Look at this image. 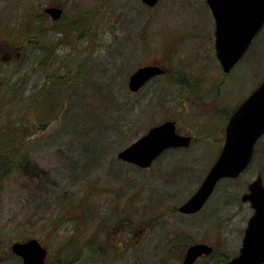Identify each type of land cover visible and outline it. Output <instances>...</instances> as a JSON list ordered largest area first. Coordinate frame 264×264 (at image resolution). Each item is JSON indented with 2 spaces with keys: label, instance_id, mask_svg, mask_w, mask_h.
<instances>
[{
  "label": "rangeland",
  "instance_id": "1",
  "mask_svg": "<svg viewBox=\"0 0 264 264\" xmlns=\"http://www.w3.org/2000/svg\"><path fill=\"white\" fill-rule=\"evenodd\" d=\"M49 5L63 9L53 24L37 18V12ZM210 29L205 0H160L154 6L141 0H0V149L18 146L11 145L13 123L29 121L31 130L36 120L44 119L47 125L17 147L45 170L41 180L21 171L0 178V260L9 257V245L16 239L36 237L47 249L46 264H182L185 249L195 242H206L215 250L194 264H228L238 253L253 211L240 195L258 174L264 183L263 143L257 144L244 172L217 184L205 212L187 216L174 208L193 193L216 159L221 139L213 134L221 133L226 114L264 77V32L227 78L229 73L223 75L219 64L205 54L211 45ZM35 31L39 35L34 37ZM30 37L36 41L26 47ZM37 44L46 46V53ZM39 58L42 63L36 61ZM82 61L90 73L85 79L84 69H78ZM148 63L169 66L171 74L131 93L129 74ZM203 68L206 79L195 101L199 107L219 106L210 125L206 117L181 116L186 107L194 108L187 96L195 93H189L190 85L179 82L178 76L185 71L187 79H199ZM3 82L23 92L7 100L10 86ZM105 89L112 98L104 96ZM49 94L64 107L91 104L92 120L88 115L83 120L89 128L85 140L74 138L70 148V143H60L65 141L63 131L82 120L78 114L57 129V120L47 121L51 108H41V96L49 101ZM34 98L37 110L31 106ZM166 118L178 119L182 132L192 130L190 146L168 150L147 169L117 158L133 135ZM95 143H103L96 166L77 181L79 169L72 168ZM84 191L96 194L86 197ZM107 215L116 218L105 221ZM101 221L103 228L98 229ZM96 243L103 245L102 252L94 250ZM5 264L22 261L13 258Z\"/></svg>",
  "mask_w": 264,
  "mask_h": 264
},
{
  "label": "water",
  "instance_id": "2",
  "mask_svg": "<svg viewBox=\"0 0 264 264\" xmlns=\"http://www.w3.org/2000/svg\"><path fill=\"white\" fill-rule=\"evenodd\" d=\"M153 6L158 0H141ZM217 20L218 32H242L238 36L240 43L229 45L219 37L216 48L217 57L228 70L238 60L254 32L264 22V0H207ZM53 19L58 18L62 8L49 5L45 8ZM234 36H236L234 34ZM159 65H143L136 68L128 77L127 86L137 91L149 78L164 72ZM264 132V79L240 103L230 115L225 127V138L218 157L205 175L201 185L181 206L182 212L198 210L211 193L216 182L223 177H236L248 165L253 147ZM190 137L176 132L171 120L151 126L145 133L120 149L116 156L140 167L149 166L166 148L187 146ZM249 192L242 198L249 200L254 212L249 218L242 238L239 252L230 259L229 264L264 263V185L258 175L248 186ZM11 250L21 257L23 264H45L46 248L37 238L14 241ZM211 248L205 244L190 245L182 264H193L202 253Z\"/></svg>",
  "mask_w": 264,
  "mask_h": 264
},
{
  "label": "flooded vegetation",
  "instance_id": "3",
  "mask_svg": "<svg viewBox=\"0 0 264 264\" xmlns=\"http://www.w3.org/2000/svg\"><path fill=\"white\" fill-rule=\"evenodd\" d=\"M205 2H206V4H207V6H208V8H209V10H210V13H211V29H210V41H211V45H209V50H207V51H205V49H206V46L204 45V51H205V54H206V56H210L212 59H214V61L217 63L216 65H218L219 64V67H220V69H221V72L223 73V75L224 74H228L227 75V78L229 77V75L233 72V68L236 66V65H238L239 63H241V61L243 60V59H245L246 58V56L247 55H245V54H247L246 52L249 50V48L252 46V45H254V44H258V42L259 41H261L262 39H263V36H262V33L264 32V24L261 26V27H259L255 32H254V34L252 35V37H251V39L249 40V42H248V44H247V46L245 47V49H244V51L242 52V54L240 55V57L238 58V60L233 64V66L231 67V68H229L228 70H224V68L222 67V65H221V63H220V61H219V59H218V57H217V48H216V43H217V41H218V39H219V37L221 38V40H225V42L227 43V44H229V45H233V44H238V43H240V41H238V36L239 35H241L242 34V32H240V31H237L236 33H233L232 31H231V33H229V32H227V31H223V30H221V34L219 35V32H218V25H217V20H216V17L214 16V14H213V11H212V9L209 7V5H208V3H207V0H205ZM234 34L236 35V36H234ZM257 40H258V42H257ZM211 46H212V49H213V53H212V51H211ZM202 51H203V48H202ZM244 61V60H243ZM148 64H153V65H159V64H154V63H148ZM144 65H147V64H144ZM200 65L202 66V61H201V63H200ZM159 66H161V67H163L165 70H164V72H162V73H160V74H156V75H154V76H152L151 78H149L136 92H138V91H140L146 84H148L149 82H151L154 78H156V77H159V76H167L168 74L170 75L171 74V69H170V67L169 66H167V67H164V66H162V65H159ZM203 67V66H202ZM218 66H217V68H219ZM205 70L206 69H204L203 68V70H201V77L199 78V79H197V78H195L193 75L192 76H190V78L189 79H187V75H186V72L184 71V73H180L179 74V76H178V78H179V82H181V83H183V84H189L190 85V87H187L189 90H188V92L189 93H195V94H197V95H188L187 96V99H189V100H191L193 103H194V108H192L191 106L188 108V107H186L181 113V116H186V115H188V114H190V113H192L193 114V116L195 117V118H197V117H206L207 119H208V124L210 125L211 124V122H212V124H214V122H215V117H216V114H215V112H219L218 111V108L217 107H219L218 105H215V106H213V107H211V106H207V108H204V107H202V106H198V102H196L195 101V99H198V97H200V94H201V90H199V88H201V86H200V82L203 80V79H206L204 76H205V74H207V73H205ZM193 78V79H192ZM264 78V77H263ZM262 80V79H261ZM260 80V81H261ZM260 81H259V83H260ZM227 82V81H226ZM258 83V84H259ZM257 86V85H256ZM255 86V87H256ZM254 87V88H255ZM253 88V89H254ZM252 89V90H253ZM251 90V91H252ZM251 91H249L248 93H247V95L236 105V107L234 108V109H230V112L229 113H227L226 114V116H225V118H224V121L222 122V126H221V133H217V134H213V136H216V137H218L219 139H221V143H220V146H219V148L214 152L215 154H214V156L217 158L218 157V155H219V153H220V150H221V147H222V145H223V142H224V138H225V127H226V124H227V122H228V120H229V117H230V115L232 114V112L237 108V106L250 94V92ZM221 95V94H220ZM223 95V94H222ZM182 105H183V103H181ZM178 110H180V109H178ZM202 110H203V112H202ZM167 120H171V121H173L174 123H175V129H176V132H178L179 134H182V135H186V136H189L190 137V140H189V144L187 145V146H178V147H174V148H168V149H166V150H164V151H162L153 161H152V163L149 165V166H147V168H152V166L154 165V163L155 162H157V160L165 153V152H167L168 150H170V149H178V148H186V147H188V146H190L191 145V143L194 141V133L192 132V130H185L184 132H182L179 128V120L178 119H173V118H166V119H163L161 122H159V123H162V122H164V121H167ZM159 123H157V124H159ZM211 134H208L207 136H210ZM259 142H262L263 143V145H264V133L257 139V141H256V143H255V145H254V148H253V155H252V157H251V160L253 159V156L255 155V151H257V149H258V147L259 146H257V144L259 143ZM215 160L216 159H214V161H213V163L215 162ZM251 160H250V162H249V164L251 163ZM212 163V164H213ZM212 164H211V166H212ZM249 164L247 165V167L242 171V172H244L247 168H248V166H249ZM211 166L209 167V169L211 168ZM146 168V169H147ZM209 169H208V171H209ZM207 171V172H208ZM207 172H206V174H207ZM241 172V173H242ZM240 173V174H241ZM205 174V175H206ZM239 174V175H240ZM205 175H204V177H205ZM239 175H237L236 177H223V178H221V179H219L217 182H216V184H215V186L213 187V189H212V191H211V193L209 194V196L206 198V200L204 201V203L202 204V206L198 209V210H196V211H193V212H182V211H180L179 210V207L181 206V204H183L185 201H187L193 194H194V192L199 188V186L201 185V183H202V181H203V179H204V177L202 178V180H201V182H200V184L198 185V187L193 191V193L186 199V200H184L183 202H181L176 208H174V211L175 212H179V213H181V214H184V215H187V216H193V215H199V214H202V212H205V210L207 209V207H208V205H209V203H210V199L212 198V195H213V193H214V191H215V188H216V186H217V184L219 183V182H221V181H223L224 179H234V178H237ZM258 175H260V174H258ZM257 175V176H258ZM257 176L255 177V179L257 178ZM261 176V175H260ZM262 178V177H261ZM254 179V180H255ZM252 181H253V179L249 182V183H247V185H246V190L240 195V200L241 201H243V202H248V204L250 205V207L252 208V206H251V203H250V201L249 200H247V199H243L242 198V196H243V194H245V193H247V192H249V188H248V186L252 183ZM261 183L264 185V183H263V181L261 180ZM226 201V199L223 201V203ZM217 205H218V203H216L215 202V205H214V212H215V214L217 213ZM252 210L254 211V209L252 208ZM253 211H252V213H251V215L253 214ZM174 213V212H173ZM251 215L250 216H248V218H247V220H246V224H245V226H244V228H243V235H244V232H245V228H246V226H247V224H248V221H249V218L251 217ZM243 235H242V238H243ZM195 243H201V244H205V245H207V246H209L211 249L209 250V252H207V253H211L212 251H214L215 250V248H214V246H210V244H208V243H206V242H195ZM241 243H242V239H241V242H240V246H241ZM186 250L187 249H185V252H184V254H183V258H184V256H185V253H186ZM238 251H239V248H238ZM207 253H202L200 256H198L197 258H199V257H202V256H204L205 254H207ZM183 258H182V262H183ZM196 258V259H197ZM230 261V260H229ZM229 261H228V264H229Z\"/></svg>",
  "mask_w": 264,
  "mask_h": 264
},
{
  "label": "trees",
  "instance_id": "4",
  "mask_svg": "<svg viewBox=\"0 0 264 264\" xmlns=\"http://www.w3.org/2000/svg\"><path fill=\"white\" fill-rule=\"evenodd\" d=\"M37 18L39 17V15H40V20H43V21H47V22H50V24H53L54 23V21H57V20H59L60 18H61V16L58 18V19H56V20H53V19H51V18H49V16L44 12V11H42V10H40V11H38L37 12ZM84 17L87 19V18H89V15L88 14H84ZM49 19H50V21H49ZM39 20V21H40ZM33 37V36H32ZM32 37H30L31 39L29 40V41H31V43H28L27 45H26V47H28V46H30L31 44H32V42H34V40H33V38ZM26 51H27V49H26ZM9 53V52H8ZM10 54V53H9ZM19 53H16V55H18ZM32 54H34V52L32 53ZM44 59V58H43ZM39 60H40V58L39 59H36V61L37 62H39ZM85 67V63L82 61V62H79L78 63V69L81 71V70H83V72L85 73V77H84V79L86 78V76L88 75V74H90L89 73V70H88V68H84ZM93 67V66H92ZM91 68V67H90ZM71 79H73L72 77H71ZM70 79V80H71ZM2 85H4L5 87H7V86H10L7 90L9 91V95L7 96L8 98H7V100H9L10 98H13L14 96H16L17 94H19L20 93V91H19V88L20 87H13L12 85H8L7 83H4L3 82V84ZM21 89V88H20ZM14 90H16V94H15V92H14ZM107 92H105V93H103L104 94V96H106L107 98H112V93H111V91H109V90H107V89H105ZM52 91H53V88H52ZM52 91H50L49 90V92H52ZM54 97H55V95L54 94H52V96H51V94H49L48 95V98H50L49 99V101H47L48 99H47V96H41V100H42V98H43V101H42V110H45V109H48L49 107L51 108V111L54 109V111L53 112H51L50 111V114H51V116H50V118H52V117H56V116H59L58 114H62V113H64L65 111L67 112V111H69L68 109H69V107H70V103H68V105L66 104V106L64 107L63 106V104L62 103H57L58 101H56V102H54L55 100H54ZM38 100V99H37ZM37 100L34 98L32 101V104H31V106H32V109L33 110H37L39 107H37L38 106V102H37ZM36 101V102H35ZM59 104V105H58ZM31 106L29 105L28 107L29 108H31ZM114 106H117V104L115 103L114 104ZM40 108V109H41ZM49 112V111H48ZM89 112H91V110L89 109ZM96 117V116H95ZM49 118V119H50ZM47 121H48V119H47ZM36 123V125H34V130H31L30 128H29V126L28 125H30V122L29 121H26V120H24V122H21V123H17V125H15L14 123H13V132H12V135H11V145H15V146H17V145H19V144H21V143H23V141H24V138H25V136H27V135H29L30 133H32V132H34V131H36L37 129L39 130V129H41L42 128V126L45 124L44 122H46V120L44 121V119L43 120H38V122H37V120L35 121ZM0 132H1V129H0ZM136 137V134L135 135H133V137ZM137 136H138V134H137ZM103 143H100V145H102ZM18 148L17 147H14V146H10V145H7L5 148H3V149H0V178L3 176V177H5V176H7V175H9L11 172H14V171H23L24 169H25V167H26V164H28L26 161V159H27V156L26 155H22V154H20L19 153V151L17 150ZM93 153H92V155H94L96 152H97V148H94L93 150ZM76 174H78L79 173V171H77L76 170V172H75ZM8 177V176H7ZM71 178H73V176L71 177ZM76 180H77V177L75 178ZM84 193H85V195H87L88 194V191H84ZM91 193L92 194H96V192H90L86 197H91ZM96 204V203H95ZM94 203H93V205H95ZM83 206H85V204L83 203ZM103 228V225H102V221H101V226L99 225V227H98V229H102ZM96 236L98 237L99 236V234L97 233L96 234ZM36 238V237H35ZM23 240H26V238H23V239H21V238H19V239H16L15 241H23ZM99 247V248H98ZM94 250L96 251V252H102V250H104V248H103V245L102 244H100V243H97V247H94ZM7 255L9 256L8 258H6V257H2L1 259L2 260H0V264H5L6 263V261H8V260H10V261H13V258H20V256L19 255H17V254H15L12 250H11V248H10V245H9V251L7 252ZM21 259V258H20ZM5 262V263H4Z\"/></svg>",
  "mask_w": 264,
  "mask_h": 264
},
{
  "label": "bare ground",
  "instance_id": "5",
  "mask_svg": "<svg viewBox=\"0 0 264 264\" xmlns=\"http://www.w3.org/2000/svg\"><path fill=\"white\" fill-rule=\"evenodd\" d=\"M47 6H45L44 8H43V11L46 13V11H45V8H46ZM39 34H38V31H35V33H34V37L35 36H38ZM34 41H36V40H34ZM35 45V44H34ZM40 52H44L47 48H45L46 46H39L38 44L35 46ZM35 52H37V51H34V53ZM44 53H46V52H44ZM44 55V54H43ZM44 57V56H43ZM48 57V56H47ZM48 59H49V57H48ZM40 60H41V58H40ZM39 60V62L38 63H42L43 61H40ZM57 78V74H52V79H56ZM19 91H20V93L21 92H23L22 91V88L20 89L19 88ZM14 92H15V94H16V90H14ZM77 92V91H76ZM82 94V93H81ZM84 95V94H83ZM83 95H80V96H82V100H83ZM86 96V95H85ZM84 104H79V105H77V106H70L69 107V111H65L64 113H62L61 115L60 114H58L59 116H54V117H52V118H50V119H48V120H57L58 121V127H57V129H59L64 123H65V121L67 120V119H69L70 117H73V118H75L76 119V115H78L79 114V116H80V118H81V122H80V124H79V126H77V124H75V126L74 127H71V128H67V129H65L64 131H63V133H62V137H63V141L64 142H60V143H64V144H69L70 143V145H68V147L67 148H70L71 147V145H72V142L73 143H75V141H77V140H85V137H86V135H87V132H89V128L88 127H86L85 125L86 124H84L85 122L83 121V120H85L86 118H88V116H89V118L92 120V117L89 115V111H88V108L91 106V104H89V103H86V102H83ZM64 115V116H63ZM88 115V116H87ZM90 121V120H89ZM46 124H44L43 126H42V128L41 129H44L46 126H45ZM84 129H87V130H85L84 132H83V130ZM40 130V129H39ZM54 131V130H53ZM53 131L51 132V134H49V136L48 137H50V135H52V133H53ZM35 132V131H34ZM31 134H33V132L32 133H30L29 135H27V136H25V138H24V141H23V143H21V144H19V145H22V146H24L27 142H28V137L31 135ZM68 135H70V140H71V142H68V141H70L66 136H68ZM80 139H79V138ZM74 138H77V140H74ZM52 141H54V140H52ZM56 141V140H55ZM54 141V142H55ZM18 145V146H19ZM36 145V143H34V146ZM17 146V147H18ZM73 146V145H72ZM100 146V144H97V143H95L93 146H91L90 147V149L89 150H87V151H85V154L83 155L84 156V158H83V160L80 162V164H78L77 166H74L72 169H79V173L78 174H76L75 173V178L77 177V181L78 180H80L82 177H83V175H86L87 173H90L91 171H92V169H94V167L96 166L95 164V160L94 159H96L98 156H97V153H98V147ZM94 148H97V152L94 154V155H92V153H93V149ZM75 150H76V146H74V148H73V151L71 152V155H70V157L72 156V154H74V152H75ZM27 152H28V150H27ZM29 153V152H28ZM23 155V154H22ZM24 155H26L27 156V163L28 164H26V167H25V169L22 171V172H25V173H28V174H30L31 176H34L33 178H35L36 180L37 179H39V180H41V175L42 174H44V173H46L45 172V170L43 169H41L35 162H33L30 158H29V155L28 154H24ZM95 163V164H94ZM68 165H70V164H68ZM69 168V167H68ZM73 176V175H72ZM108 216V218H105V221H107V220H109L110 218L111 219H114V217L116 218V215L114 216V215H112V216H109V215H107ZM110 217V218H109ZM95 246H97V243L95 244ZM99 248V247H98ZM101 252V251H100Z\"/></svg>",
  "mask_w": 264,
  "mask_h": 264
}]
</instances>
